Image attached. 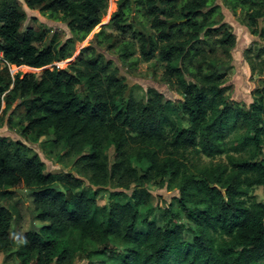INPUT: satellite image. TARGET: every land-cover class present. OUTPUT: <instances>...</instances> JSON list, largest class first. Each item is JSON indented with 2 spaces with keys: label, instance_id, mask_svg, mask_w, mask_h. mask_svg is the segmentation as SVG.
<instances>
[{
  "label": "trees",
  "instance_id": "1",
  "mask_svg": "<svg viewBox=\"0 0 264 264\" xmlns=\"http://www.w3.org/2000/svg\"><path fill=\"white\" fill-rule=\"evenodd\" d=\"M107 1L25 0L66 24L71 36L61 43L58 32L28 19L19 0H0L1 58L17 68L45 67L13 76L8 65L0 68V113L12 107L8 122L25 124L23 134L51 131L54 143L74 153L78 174L45 172L28 145L0 135V254L13 249L18 209L10 200L22 189L40 223L22 236L18 264H264V200L253 193L264 187V81L248 105L226 94L223 66L236 38L226 23L216 26L215 0H119L111 17L123 34L132 30V10L140 13L151 32H133L138 57L156 58L180 99L149 87L145 100H135L92 45L66 69L54 65L99 24ZM223 1L241 8L258 33L264 0ZM214 32L220 36L211 41ZM134 41H120L128 66L138 59ZM262 51L246 59L262 62ZM148 184L177 195L153 205Z\"/></svg>",
  "mask_w": 264,
  "mask_h": 264
},
{
  "label": "rangeland",
  "instance_id": "2",
  "mask_svg": "<svg viewBox=\"0 0 264 264\" xmlns=\"http://www.w3.org/2000/svg\"><path fill=\"white\" fill-rule=\"evenodd\" d=\"M21 6L26 12L28 19L30 16L37 18V25L39 28H47L52 32H58L59 40L64 42L71 36L66 24L62 21H53L41 15L38 9H30L27 7L25 0H19ZM119 0H108L105 11H102L99 24H97L90 33L80 41H76L72 46V55L64 61L56 62L57 67H66L72 62L79 52L86 46H95L97 51L101 52L106 59L112 61L113 65L119 69L120 77L124 78L127 87L132 92L135 100H145V92L149 87H153L162 92L166 98L173 101L180 99L174 86L166 84L162 80V67L158 64L156 58L144 61L139 59L137 42L133 38V32H137L142 28L146 33L151 30L148 26L142 25L143 18L140 13L132 10L128 17V22L133 23L132 30L129 33H121L120 30L114 27L110 21L113 14L118 9ZM215 11L212 18L217 20L218 26L221 23H226V28L235 35V44L229 49V62L224 64L226 70V83L229 87L226 92L230 100L234 102L245 103L248 105L252 101V92L255 88L260 87L264 81V16L259 18L256 22V29L258 33H252L251 29L246 25L245 12L241 8L235 11L223 0H215ZM218 6V7H217ZM111 11L108 13L109 8ZM28 19L25 22L30 23ZM25 24V23H24ZM220 36V32H214L210 40H215ZM129 39L135 40V50L132 58L138 59L134 66L124 64L121 59L122 48L120 41ZM120 45V46H119ZM258 50H263L260 53L262 62H257L255 58L252 59L253 65L248 62L246 56L254 57ZM216 56L227 62L228 56L223 53L221 47H217ZM259 60V59H258ZM63 62V63H62ZM8 65L2 58L0 53V68ZM52 65L48 66L51 67ZM252 66L254 69H252ZM11 76L16 73L37 72L40 69H26L17 68L14 65H8ZM4 108V103L1 104L0 110ZM12 108V107H11ZM11 108L6 109L0 113V135L9 136L14 140H20L31 148L32 154H37L45 164V172H71L77 175L74 167L75 155L64 149L60 144L54 143L51 139V131L47 135L36 136V132H28L23 134L22 127L25 124L20 123L16 118L13 123L8 122V116ZM215 161V160H214ZM87 184V183H86ZM88 185V184H87ZM152 194L153 205H167L173 201V196L177 195L176 191H170L166 188H159L152 184L147 185ZM94 188V187H93ZM112 188L108 187L107 191L103 193L106 198ZM256 199L264 200V187H257L254 192ZM101 197V200L104 199ZM10 202L17 206L18 215L12 222V238L15 243L13 249L8 252H1L0 264H18L16 258V249L21 241L22 236L34 224L40 222L34 219L32 196L29 192H24L23 196L14 195ZM176 204V203H175ZM182 222H185L184 216ZM186 238H191L190 234L185 235ZM85 260H74L71 264H84ZM54 264V263H51Z\"/></svg>",
  "mask_w": 264,
  "mask_h": 264
},
{
  "label": "water",
  "instance_id": "3",
  "mask_svg": "<svg viewBox=\"0 0 264 264\" xmlns=\"http://www.w3.org/2000/svg\"><path fill=\"white\" fill-rule=\"evenodd\" d=\"M175 21H170L169 23H168V25L170 26V25H172L173 23H174ZM55 65V64H54ZM46 67H48V66H46ZM43 68H45V67H43ZM43 68H40V69H43ZM64 69H66L65 67H63ZM15 191L17 192V193H19L21 196H23L24 195V190H22V189H15Z\"/></svg>",
  "mask_w": 264,
  "mask_h": 264
}]
</instances>
